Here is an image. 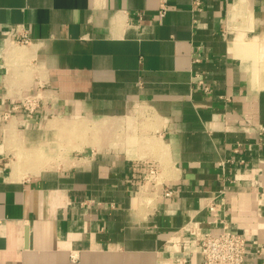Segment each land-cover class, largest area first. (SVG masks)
<instances>
[{"label":"crops","instance_id":"1","mask_svg":"<svg viewBox=\"0 0 264 264\" xmlns=\"http://www.w3.org/2000/svg\"><path fill=\"white\" fill-rule=\"evenodd\" d=\"M222 224L264 264V0H0V264H201Z\"/></svg>","mask_w":264,"mask_h":264},{"label":"built area","instance_id":"2","mask_svg":"<svg viewBox=\"0 0 264 264\" xmlns=\"http://www.w3.org/2000/svg\"><path fill=\"white\" fill-rule=\"evenodd\" d=\"M164 13L161 8L160 14ZM11 37L18 43L25 44L29 41V36L19 32L16 28L12 30ZM39 107V99L33 95H25L18 98L8 111L3 115L9 118L12 113L20 112L24 116H32ZM143 172L140 190L151 193L152 196L161 194L170 196L173 191L171 188L158 190L159 185L163 182L159 176V166L153 162L143 163ZM214 204L209 205L213 210ZM201 264H244L247 255L246 240L242 234L230 229L227 225L222 224L217 231L206 232L200 241Z\"/></svg>","mask_w":264,"mask_h":264},{"label":"rangeland","instance_id":"3","mask_svg":"<svg viewBox=\"0 0 264 264\" xmlns=\"http://www.w3.org/2000/svg\"><path fill=\"white\" fill-rule=\"evenodd\" d=\"M238 43H240V44H238ZM237 44H238L237 47L249 48L250 51L256 53V55H257V52H258V46H257V45L255 46L253 42L244 43L243 41L238 40V41H237ZM256 55H255V56H256ZM254 62H255V61H254ZM256 63H257V62H255V64H256ZM17 157H18L17 154H16V157H15V158L12 157V158H13V161L11 162V163H12V166H13L17 161H19ZM20 164H22V161L20 162Z\"/></svg>","mask_w":264,"mask_h":264},{"label":"bare ground","instance_id":"4","mask_svg":"<svg viewBox=\"0 0 264 264\" xmlns=\"http://www.w3.org/2000/svg\"><path fill=\"white\" fill-rule=\"evenodd\" d=\"M257 61V60H256ZM257 66V65H256ZM74 128H76V127H74ZM73 132V131H72ZM95 140V139H94ZM19 154H21V153H19ZM23 155V154H22ZM22 157V156H21ZM20 161V160H19ZM49 164V163H48ZM13 167H15V166H13Z\"/></svg>","mask_w":264,"mask_h":264}]
</instances>
